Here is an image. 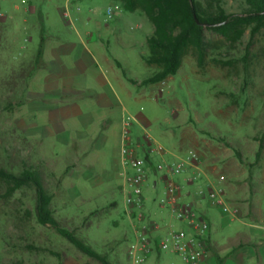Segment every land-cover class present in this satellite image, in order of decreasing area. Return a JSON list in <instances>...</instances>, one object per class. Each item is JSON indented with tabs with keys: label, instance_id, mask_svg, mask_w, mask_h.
Returning <instances> with one entry per match:
<instances>
[{
	"label": "rangeland",
	"instance_id": "1",
	"mask_svg": "<svg viewBox=\"0 0 264 264\" xmlns=\"http://www.w3.org/2000/svg\"><path fill=\"white\" fill-rule=\"evenodd\" d=\"M201 4L210 14L246 13L244 0ZM254 28L206 29L204 51L188 45L176 76L141 86L160 70L145 61L154 27L141 12L111 0H0V168L18 175L24 163L40 164L60 225L110 264H129L135 233L123 189L127 129L128 145L162 150L152 154L155 164L197 155L200 184L224 189L239 210L229 216L205 201L198 211L210 222L204 264H264V26L252 37ZM42 38L45 50L60 49L33 73ZM138 122L136 139L131 125ZM155 181L150 174L144 211L164 217V235L173 220L149 188ZM196 188L184 185L183 192ZM5 191L0 183L1 263L101 264L38 223L34 189L9 199ZM145 264L187 263L161 252Z\"/></svg>",
	"mask_w": 264,
	"mask_h": 264
},
{
	"label": "built area",
	"instance_id": "2",
	"mask_svg": "<svg viewBox=\"0 0 264 264\" xmlns=\"http://www.w3.org/2000/svg\"><path fill=\"white\" fill-rule=\"evenodd\" d=\"M107 15L112 19L114 11L109 8ZM65 16L69 17L68 13ZM129 121L130 119L125 123L126 128ZM129 135L130 131L126 129L122 149V161L125 167L123 189L127 192L126 215L135 233V244L128 251L129 264H145L153 253L161 252L178 254L187 264H203L212 249L208 235L210 222L204 215L198 214L204 202L208 201L211 206L233 217L239 215V210L227 203V193L224 189L217 188L211 182L205 188L200 184L201 162L197 155L193 154V158L187 162L155 164L152 161V154H162V150L150 149L138 143L136 146H140L145 152V157H141L137 147L128 145L127 142H131ZM150 174L156 175L158 181L153 182L149 188L159 199V207L161 209L168 207L173 220L165 225L167 232L164 235H162V224L166 223L164 217L156 221L144 211V192L148 187L146 184ZM220 181L224 183L225 178L220 176ZM159 182L164 186L162 192ZM184 185H194L197 188L195 191L185 193Z\"/></svg>",
	"mask_w": 264,
	"mask_h": 264
},
{
	"label": "trees",
	"instance_id": "3",
	"mask_svg": "<svg viewBox=\"0 0 264 264\" xmlns=\"http://www.w3.org/2000/svg\"><path fill=\"white\" fill-rule=\"evenodd\" d=\"M126 12H141L153 25L154 31L147 40L149 55L145 61L160 70L142 82L143 86L164 83L169 77L176 76L181 66L183 51L193 44L198 51H204V31L225 33L230 27L242 24H254L255 35L264 26V0H244L246 13L244 16L227 15L220 9L216 14L206 12L201 0H111ZM203 25H199L197 23ZM209 25V26H205ZM45 38L35 56L33 73L43 63ZM257 157L261 156L263 146ZM240 157V155H238ZM0 183L6 187L4 199L13 197L24 188H32L36 193V217L40 225L52 227L58 235L66 239L81 253L101 264H110L107 258L87 245L76 235L64 229L55 217L52 209L53 197L45 187L40 164L24 163L20 174H14L0 168ZM222 263V260H221ZM0 264H4L1 263ZM11 264H21L19 262Z\"/></svg>",
	"mask_w": 264,
	"mask_h": 264
},
{
	"label": "crops",
	"instance_id": "4",
	"mask_svg": "<svg viewBox=\"0 0 264 264\" xmlns=\"http://www.w3.org/2000/svg\"><path fill=\"white\" fill-rule=\"evenodd\" d=\"M46 42L47 41H45V44H46ZM60 49V46H54V47H52L51 49H49V50H45V48H44V56H43V63H42V66L43 67H48L49 66V64L48 63H50V62H52V60L54 59V57H56L57 56V51ZM47 60V61H46ZM50 61V62H49ZM135 83H137V84H139L140 82H135ZM141 86H143L142 85V83L140 84ZM140 121V120H139ZM137 122V121H136ZM132 126V128H131V134H132V136H133V138H139V135H140V133H141V123L140 122H138L137 124H134V125H131ZM192 191V190H191ZM208 260V258L206 259V261ZM205 261V262H206ZM204 262V263H205ZM203 263V264H204Z\"/></svg>",
	"mask_w": 264,
	"mask_h": 264
},
{
	"label": "water",
	"instance_id": "5",
	"mask_svg": "<svg viewBox=\"0 0 264 264\" xmlns=\"http://www.w3.org/2000/svg\"><path fill=\"white\" fill-rule=\"evenodd\" d=\"M197 23H198L199 25H203V24L199 23V21H198V20H197ZM205 26H209V25H205Z\"/></svg>",
	"mask_w": 264,
	"mask_h": 264
}]
</instances>
